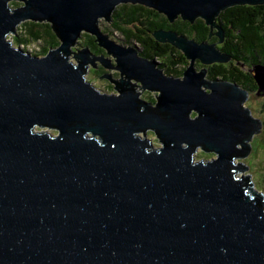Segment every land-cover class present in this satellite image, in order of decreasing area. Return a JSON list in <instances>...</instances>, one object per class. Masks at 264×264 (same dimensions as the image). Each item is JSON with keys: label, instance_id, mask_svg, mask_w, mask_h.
Segmentation results:
<instances>
[{"label": "water", "instance_id": "1", "mask_svg": "<svg viewBox=\"0 0 264 264\" xmlns=\"http://www.w3.org/2000/svg\"><path fill=\"white\" fill-rule=\"evenodd\" d=\"M15 1L24 5L11 7ZM122 4L170 22L203 19L222 43L220 13L264 0H0V264H264V198L236 178L246 169L233 164L255 129L243 108L248 93L195 69L196 61L230 58L215 44L157 31V42L189 61L182 78L166 77L99 32V19L109 22ZM26 21L48 22L60 45L41 57L15 47L7 37ZM84 31L116 68L86 48L73 52ZM95 61L120 72V84L102 77L122 88L120 97L86 82ZM251 71L264 94V68ZM131 79L160 92L155 108ZM147 131L161 147L137 136ZM198 146L218 159L194 163Z\"/></svg>", "mask_w": 264, "mask_h": 264}, {"label": "trees", "instance_id": "2", "mask_svg": "<svg viewBox=\"0 0 264 264\" xmlns=\"http://www.w3.org/2000/svg\"><path fill=\"white\" fill-rule=\"evenodd\" d=\"M10 6L15 8L20 4L12 2ZM111 21L112 28L122 34L127 43L134 40L140 45L142 49L139 56L142 55L141 57L151 61L154 59L159 61L158 68L161 71L164 69V74L173 78L183 77L188 62L185 56L172 45L157 42L153 36L154 32L161 30L174 32L178 36L199 44L210 42L216 45L217 42L220 43L219 37L209 38L211 27L202 19L190 22L178 17L174 22H170L163 14L139 4L117 6L111 14ZM215 26L220 28L224 37L217 49L227 55L230 62L226 65L211 66L199 64L198 68L206 69V80L229 81L249 93H257L258 85L252 74L248 72L255 67L264 68V4L227 8L217 17ZM11 39L13 45L21 47L24 52H27V48L36 49L38 51L36 57L44 56L49 50L60 45L51 25L45 22L26 21L18 26ZM79 43L94 54L96 50H99V53L104 52L95 41V37L87 33L81 35ZM143 98L149 100L146 96ZM149 101H152V98ZM156 104L155 101L154 106L150 108H155Z\"/></svg>", "mask_w": 264, "mask_h": 264}, {"label": "rangeland", "instance_id": "3", "mask_svg": "<svg viewBox=\"0 0 264 264\" xmlns=\"http://www.w3.org/2000/svg\"><path fill=\"white\" fill-rule=\"evenodd\" d=\"M15 2L20 4V5H22L24 3L23 1H15ZM98 22H99L98 25H97L98 30L104 37L105 36L108 37V39L110 41L114 42L118 46H122L124 48H133V49H135L136 52L139 55V53L141 52V49H142L140 47V45L134 40H132V42L130 41L129 43H127L125 38L123 37V35L120 34L117 31H115L112 28V26H111L112 25V21L111 20L108 22L104 18H100ZM46 23H48V22H46ZM166 32H169V31H166ZM83 33H85V31L82 32L81 35ZM216 33H217V29L213 28L212 29V35L213 36H211L210 39L211 38H217V36L215 35ZM91 36L95 37L93 35H91ZM12 37L13 36H9L7 38L9 40H11ZM79 42H80V39H79ZM79 42L73 48L74 50H75V48L81 50L80 49L81 48V44ZM195 43H197V42H195ZM204 43H206V42H204ZM197 44H199V43H197ZM220 44L217 42L216 43V48ZM206 45H213V44L210 43V42H207ZM17 48L21 49V47H17ZM27 52L32 53V56H36L38 51L36 49H34V48L33 49L32 48H27ZM37 57H39V56H37ZM69 58H70L69 62L73 66L77 67L79 65L80 60L75 58L73 53L69 56ZM104 58H106V60L108 58H110L109 60L112 61V65L115 64V62L113 61L114 57H112L111 55L110 56L106 55ZM154 61L156 63V66H158L159 64L157 63V61L155 59H154ZM149 62H152V61H149ZM229 62L230 61H228L226 63H215L214 62V64L212 63V64H210L208 66L215 65V64H224V65H226ZM94 63L95 64L97 63V64L102 66V64H100L99 61H95ZM198 66H200V65L198 64ZM86 68H87V70L85 72L86 82L92 83V86H94L102 94H109V95H113L115 97H120V93H121V91H123V90H121L122 88L118 87V89H117L116 88L117 85H115L114 83H112L111 81H109L106 78H103V79L102 78H96L95 74L90 72V69L93 68V66L91 64H87ZM103 68H105V67H103ZM157 69H159V68H157ZM202 70L203 69L197 68L196 71H197V73H200ZM114 71L116 72L118 70L106 69L105 72L110 74V75H112L111 72H114ZM118 72L115 75L116 78H113V77H111V78L112 79H119V80L122 79L120 77L121 76L120 72H119V74H118ZM162 72L164 74V69H162ZM164 75H166V74H164ZM166 76H168V75H166ZM101 77H104V74ZM204 79L205 80L207 79V75L204 77ZM207 81H209V80H207ZM129 82L132 85L137 86V87H134V90H135V93L140 94L138 96L140 99L143 100V96L148 97L149 100H150V98H152V103L151 104H152V106H154V102L156 101L157 96L160 95V92H157V91L148 92L147 90L141 88L142 85H141V83L139 81H134L133 79H131V81L129 80ZM226 82L228 84H232V85H236V86L240 87L239 85H237L235 83H231L229 81H226ZM241 89L244 90L243 88H241ZM201 90L203 92H209V89H207L204 86H201ZM263 105H264V94L259 92V89H258L257 93H249V96L246 97V100L243 103V108H245L246 110L249 111V119H251L255 123V129H254V133H253L251 139L249 141L248 140L243 141L244 144L249 147L248 153L242 158L238 157L237 159H234L233 164L237 165V166L238 165L242 166V167H244L246 169L245 171L237 172L235 174L236 178H238V179L239 178L240 179L241 178H243V179L248 178L252 189H254L258 193H261V195L264 198V135H263V122H264V112L263 111H264V109H262ZM190 117L191 118L193 117L194 119L196 117L198 118V113L193 111L191 113ZM33 132L34 133H40V134L52 135V136H57L58 135V131L57 130H54V129L48 128V127H43V128L35 127L33 129ZM153 133H152V131H147V133H139V134H137V136H139L142 139L146 138V140H149L151 145L154 148H159V147L162 146V144L159 142V140L156 137V135H154L155 133L154 134ZM97 140H99V139H97ZM182 146L186 147L187 145H185V143H184ZM236 147H237V150H242V146L240 144H237ZM192 157L194 158V161H193L194 163L201 161L204 164L209 163V161H211L212 159H215V160L218 159V156L215 153H213V152H205L202 147H197L195 149V153L192 154Z\"/></svg>", "mask_w": 264, "mask_h": 264}, {"label": "flooded vegetation", "instance_id": "4", "mask_svg": "<svg viewBox=\"0 0 264 264\" xmlns=\"http://www.w3.org/2000/svg\"><path fill=\"white\" fill-rule=\"evenodd\" d=\"M78 43V42H77ZM82 48H85V47H83L82 46V44H81V48L80 49H82ZM87 49V48H86ZM79 49H76L75 48V50L73 49V52H75V51H78ZM89 50V49H88ZM101 50L102 51H104V52H102V53H99V50H96V53L94 54V53H92V52H90L91 53V55H92V57H102V58H104L106 55H107V53L105 52V50H103L102 48H101ZM135 50V49H134ZM177 51H179V52H181L180 50H178V49H176ZM136 51V50H135ZM182 53V52H181ZM138 54V53H137ZM183 54V53H182ZM140 55V54H139ZM138 55V56H139ZM107 56H109V55H107ZM142 56V55H141ZM141 56H139L140 58H142V59H145V58H143V57H141ZM92 57H90V58H92ZM104 59H106V58H104ZM110 58H108L107 60L108 61H110V65H111V67L112 68H116V63L115 64H113L112 65V61L111 60H109ZM113 60V59H112ZM145 60H147V61H151V60H149V59H145ZM187 60V59H186ZM114 62H115V59L113 60ZM155 62V61H154ZM187 62H188V65H189V61L187 60ZM100 63V62H99ZM157 63L159 64V62L157 61ZM95 64V63H94ZM101 64V63H100ZM198 64H201V63H199V61H196L195 62V69L197 70V68H198ZM156 68H158V66H156ZM85 69H86V67H85ZM204 69V68H203ZM109 70H111V69H109ZM206 70V69H205ZM106 71V69L105 68H103L101 65H99V64H95V68L93 67V68H91L90 69V72H92V73H94L95 74V76H96V78H102L101 76L104 74V76H110V77H113V78H116V74H117V72L118 71H114V72H111V74L112 75H110V74H108V73H106L105 72ZM249 71V70H248ZM207 72V71H206ZM118 74H119V72H118ZM248 74H252V76H253V78H254V74L252 73V71L250 70L249 72H248ZM207 75V74H206ZM166 76V75H165ZM121 77V76H120ZM119 77V78H120ZM166 77H169V76H166ZM122 78V77H121ZM112 79V78H111ZM114 82H117L118 84H120V81L122 80V79H112ZM116 88H117V86H116ZM118 89V88H117ZM133 89H134V87H133ZM245 90V89H244ZM246 91V90H245ZM248 93V96H249V92H247ZM253 93V92H252ZM142 100V99H141ZM143 102L147 105V106H149V107H151L152 106V101H149V100H146V99H144L143 98ZM153 133V132H152ZM154 134V133H153ZM155 135V134H154Z\"/></svg>", "mask_w": 264, "mask_h": 264}, {"label": "bare ground", "instance_id": "5", "mask_svg": "<svg viewBox=\"0 0 264 264\" xmlns=\"http://www.w3.org/2000/svg\"><path fill=\"white\" fill-rule=\"evenodd\" d=\"M198 147H201V146H198Z\"/></svg>", "mask_w": 264, "mask_h": 264}]
</instances>
